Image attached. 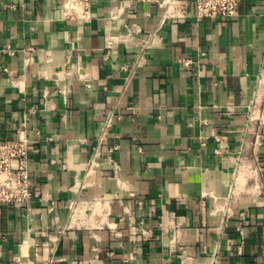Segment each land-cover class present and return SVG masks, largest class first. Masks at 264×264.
<instances>
[{
	"label": "crops",
	"instance_id": "1",
	"mask_svg": "<svg viewBox=\"0 0 264 264\" xmlns=\"http://www.w3.org/2000/svg\"><path fill=\"white\" fill-rule=\"evenodd\" d=\"M164 1L93 0L84 22L63 0H0V140L26 124L40 193L0 204V264H264V145L247 132L259 90L264 134V0L214 21ZM133 26L157 34L140 64Z\"/></svg>",
	"mask_w": 264,
	"mask_h": 264
},
{
	"label": "built area",
	"instance_id": "2",
	"mask_svg": "<svg viewBox=\"0 0 264 264\" xmlns=\"http://www.w3.org/2000/svg\"><path fill=\"white\" fill-rule=\"evenodd\" d=\"M242 0H192L196 8V16L199 20H232L239 15ZM165 8V17L170 16L168 13L169 6L179 5L185 9L187 1L165 0L160 3ZM93 0H63V18L65 20H77L88 22L92 18ZM157 34L148 37L143 36L139 26H133L129 29L127 36L122 39L126 43L136 46L140 50L137 64H140L143 56L153 45ZM6 52L13 54L14 51L5 49ZM183 65L191 68L194 65L192 60H186ZM132 73L129 81L132 80ZM259 90L256 93L249 115L247 118V132L259 123V127L254 130L255 140L253 142L254 150L264 145V134L260 126L263 125V110L258 102ZM262 103V101H261ZM121 121L122 117H118ZM116 127V116L114 112L105 114V119L101 122L99 134L97 136L98 145L88 162V172L90 175L93 168L99 165L103 158L102 146L112 142L114 138L113 131ZM33 141L27 133L26 124L17 130L14 138L0 140V204L8 206H26L29 207L33 201L39 197L40 193L34 191L30 176V154L33 152ZM119 151L118 144H110L105 158L109 162H115V154ZM255 158H257L255 156ZM115 164V163H114ZM118 170V166H116ZM93 206V203L91 204ZM79 208L78 201L70 202L72 216L76 215Z\"/></svg>",
	"mask_w": 264,
	"mask_h": 264
}]
</instances>
